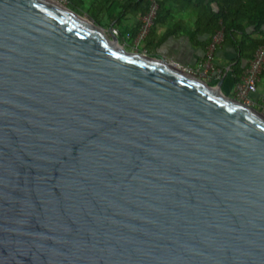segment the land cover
Returning <instances> with one entry per match:
<instances>
[{
  "label": "water",
  "instance_id": "1",
  "mask_svg": "<svg viewBox=\"0 0 264 264\" xmlns=\"http://www.w3.org/2000/svg\"><path fill=\"white\" fill-rule=\"evenodd\" d=\"M61 0H0V264H264V112Z\"/></svg>",
  "mask_w": 264,
  "mask_h": 264
},
{
  "label": "crops",
  "instance_id": "2",
  "mask_svg": "<svg viewBox=\"0 0 264 264\" xmlns=\"http://www.w3.org/2000/svg\"><path fill=\"white\" fill-rule=\"evenodd\" d=\"M69 2V0H66ZM95 6L96 11L89 13L93 20L106 22L110 28L115 27L120 32L136 34L140 28L143 14L124 9L123 0H83ZM215 5V4H214ZM216 6V5H215ZM150 43L155 56L166 57L183 66L202 70L201 63L206 58L208 45L212 34L205 25H198L195 0H163L159 3L158 13L149 32ZM148 44V45H149ZM148 52V48H143ZM237 50L231 45L218 43L214 49L213 62L216 67L226 73L222 90L234 94L236 84L233 66L237 58ZM246 58H242L244 70ZM243 72V71H242ZM208 78L215 79V71H208ZM264 86V76L258 82V88Z\"/></svg>",
  "mask_w": 264,
  "mask_h": 264
},
{
  "label": "trees",
  "instance_id": "3",
  "mask_svg": "<svg viewBox=\"0 0 264 264\" xmlns=\"http://www.w3.org/2000/svg\"><path fill=\"white\" fill-rule=\"evenodd\" d=\"M149 2L123 0V6L125 10L141 12L144 15ZM158 2L162 3L163 0ZM68 3L74 8L73 4L84 2L69 0ZM195 5L198 25H205L206 31L212 36L218 28H222L221 42L236 48L238 55L233 70L237 81L243 71L242 58L251 56L264 43V0H195ZM261 76H264V70Z\"/></svg>",
  "mask_w": 264,
  "mask_h": 264
},
{
  "label": "built area",
  "instance_id": "4",
  "mask_svg": "<svg viewBox=\"0 0 264 264\" xmlns=\"http://www.w3.org/2000/svg\"><path fill=\"white\" fill-rule=\"evenodd\" d=\"M147 11L142 16L140 28L136 34L137 40L146 36L153 26L154 20L158 13L159 2L158 0H149ZM112 33L119 35L120 30L112 27ZM129 35V33L127 34ZM223 31L222 28H218L212 36V39L208 45L206 58L201 63L202 70H196L203 76L208 75L209 70L215 71V79L219 80L222 76L223 69L216 67L213 62L214 49L218 43L222 41ZM183 66V65H182ZM192 73H195V69L183 66ZM264 70V43L259 45L252 53L251 56L246 58L245 68L236 81L234 89V97L244 102L247 105L254 106L255 100L253 94L258 90V82L261 78ZM264 112V108L262 110Z\"/></svg>",
  "mask_w": 264,
  "mask_h": 264
},
{
  "label": "rangeland",
  "instance_id": "5",
  "mask_svg": "<svg viewBox=\"0 0 264 264\" xmlns=\"http://www.w3.org/2000/svg\"><path fill=\"white\" fill-rule=\"evenodd\" d=\"M61 1L63 3H66L69 7H71L70 6L71 3L69 5V3L66 0H61ZM72 6L74 7V8L71 7L72 9H74L75 11L80 13L81 15L89 18L90 20H93V18L89 15V13H93L94 11H96V8L94 5L89 4V2L88 3L84 2V3L73 4ZM87 12H89V13H87ZM94 21L96 23L102 25L105 28V30L108 32L109 35L112 34V28H110L106 22H103V24H102L98 20H94ZM127 34L128 33L121 31L118 35L120 43L125 48H127L129 50H142V51H144L150 55H154V54H152L154 51L151 47V44H149L150 43V37L148 36L149 33L146 36L140 38L139 40H137L136 34L135 35L131 34V33H129V35H127ZM144 47L148 48V52L143 49ZM194 71H195V73H194L195 75L203 78L204 80L208 81L210 84L214 85L218 81V80H213L211 78H208L207 76L205 77V76L199 74L196 70H194ZM233 85L235 87V83ZM229 93H231V95H232L233 91H230ZM232 96H234V94ZM253 98L255 100L254 107H257L260 110H263V108H264V86L263 85H261L258 88V90L253 94Z\"/></svg>",
  "mask_w": 264,
  "mask_h": 264
}]
</instances>
